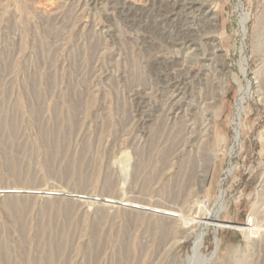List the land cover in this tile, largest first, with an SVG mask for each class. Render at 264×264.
Masks as SVG:
<instances>
[{"label": "rangeland", "instance_id": "374dc122", "mask_svg": "<svg viewBox=\"0 0 264 264\" xmlns=\"http://www.w3.org/2000/svg\"><path fill=\"white\" fill-rule=\"evenodd\" d=\"M207 1L201 55L163 80L156 10L181 0H0V264H189L218 198L192 264H264V0Z\"/></svg>", "mask_w": 264, "mask_h": 264}, {"label": "bare ground", "instance_id": "6f19581e", "mask_svg": "<svg viewBox=\"0 0 264 264\" xmlns=\"http://www.w3.org/2000/svg\"><path fill=\"white\" fill-rule=\"evenodd\" d=\"M208 3L209 2L207 0H181V2L178 3V6L180 7L181 11H177L176 6L174 8L172 7V9H167L165 14L160 13L161 9L156 10L158 20H157V22H155V25H154V33H157L159 37L160 36L164 37V35H167L168 29L167 30L164 29V27H165L164 23L168 22V21H171V23L173 24L171 27L174 28V31L171 32L170 35L168 34V36L171 37V40L168 42L166 41L167 42L166 47H168L170 50H172L175 53L172 55V57L169 60L161 59V58H157L155 60L157 65L161 64V67H164V69H165V71H163L159 75V78H162V79L164 78L163 80H165V78L171 79L173 74L170 72V69L172 67H179L180 62H183V64H189L192 61V59L194 60L195 58H197L198 56L201 55V53L198 54V52L202 51V49H203V47L201 48L202 39L200 40L199 35H201L203 33V31H205L206 28H209V29L214 28V19H215L214 18V11L212 10V8H208ZM239 8L242 11L244 10L242 4H240ZM119 16H121V18L123 17L122 18L123 22L126 23L127 25H129V27L134 26V24H135L134 18L135 17L130 16L129 11H128V13H125V11H124V13L119 12ZM162 19H163V22H162ZM248 19H249L248 15L245 14L242 16L240 23H239L243 39H245L247 36ZM170 30H172V29H170ZM190 49H192V51L189 52L188 54H186L185 57H182V55H181L182 52L184 50H190ZM244 65L245 64L242 63V65H241L242 68L241 67L240 68L242 69V72L246 75V71H247L246 69L247 68H245ZM184 69H185V67H184ZM209 70H210V68H209ZM188 71L189 72H188V74L185 75L186 76L185 78L181 77L183 81L190 78L189 77V75L191 73L190 69ZM245 78H247V77H245ZM181 85L182 84L178 80H177V82H174L171 85L169 84V90H171V96L169 98V107H170L169 108V114L173 117L177 114L184 113V116H186L188 118L187 129L189 131L193 132L195 127H196V124L198 123L197 122L198 114L195 113V110L199 109V107L194 106L192 103H186V97L189 94L191 95V93H188V91L186 89L182 88ZM185 85H186V83H185ZM248 93H249L248 89L243 90L242 94H241V99H245V97ZM190 95H189V97H190ZM201 100H203V99H201ZM207 104H209V103H207ZM205 108H206V106H205ZM201 125H202V132H203L202 134L206 138V140H208L210 133H211V129H212V121H209L208 123L202 121ZM126 207L131 208V209H137V210L140 209L138 206L131 205V204L126 205ZM222 208H223V200L221 198H218L216 203H215L214 209L212 210L210 216L206 220H204L203 225H193L195 220L198 217V214L194 213L195 216L190 219L191 220V222L189 223L190 227H188V228H186L184 226V223H181L179 216L177 217V215L176 214L174 215V213L173 214L167 213V215H166L167 218L178 219L180 221V223L182 224V226L184 228L188 229V232L186 235L188 238H193V236L195 235L194 233L196 231H198L197 236L194 237V250H193L192 256L189 257V259H188L189 264H192L196 261H200L199 260L200 254H201L200 251L202 249L204 239H205V235H206L205 230L212 223L213 217L217 216L219 214V212L222 210ZM188 216H189V214H188ZM254 221L255 220L253 219V217L249 218V223L247 226V232H251V230L253 229V222Z\"/></svg>", "mask_w": 264, "mask_h": 264}]
</instances>
